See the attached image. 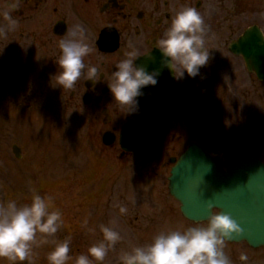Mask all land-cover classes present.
<instances>
[{
    "label": "flooded vegetation",
    "instance_id": "af4514ba",
    "mask_svg": "<svg viewBox=\"0 0 264 264\" xmlns=\"http://www.w3.org/2000/svg\"><path fill=\"white\" fill-rule=\"evenodd\" d=\"M217 2V16L212 17L217 22V27H214L207 15L210 10L206 6L208 0H23L21 7L12 12L19 21L18 26L0 38V51L10 52L12 56L20 51L25 60L16 67L14 77L20 65L27 68L28 76L35 68L39 75L32 87L56 90V95L68 109L82 118L89 117L93 125L98 126L97 134L114 137L113 145H118L119 149H122L119 136L131 123L136 130L131 135L143 137L151 131L140 152L147 149L148 143L176 151L169 157V163L191 144L199 143L193 140V135L203 141L199 145L211 153L224 169L246 155L258 157L264 163V49L263 56L250 58V65L243 53L230 50V42L238 39L247 28L257 25L264 33V25L252 21V24L243 26L242 21L257 14V4L248 5L242 0ZM8 3L9 0H0V10L7 9ZM245 3L249 8L243 5ZM184 7L204 10L201 11L207 28L206 47L211 52L209 63L195 78L187 74L183 78H175L180 87L179 103L166 121L145 117L144 105L140 101L136 112L125 114L127 109L118 105L107 86L116 62L130 47L135 48L140 57L154 50L166 24ZM0 23H7L2 15ZM77 23L84 25L86 42L94 49L84 62L87 66H96L103 76L98 77L100 82L92 84L86 74L82 75L73 89H67L55 86L54 74L58 71L55 61L61 51L59 41L65 38L68 28ZM240 29L241 33L232 37ZM9 61L6 59L7 63ZM199 101L216 105L222 117L223 128L216 138L224 136L218 143L224 150L223 157L210 152L206 144L216 138L204 139L192 125ZM243 148H249V151L233 156L234 151L236 153ZM178 151L181 153L175 156ZM133 153L136 152L122 150L121 156Z\"/></svg>",
    "mask_w": 264,
    "mask_h": 264
},
{
    "label": "rangeland",
    "instance_id": "374dc122",
    "mask_svg": "<svg viewBox=\"0 0 264 264\" xmlns=\"http://www.w3.org/2000/svg\"><path fill=\"white\" fill-rule=\"evenodd\" d=\"M242 1L257 4V14L242 21L243 26L252 21L264 25V0ZM208 2V18L217 27L212 17L216 18L219 3ZM243 5L249 8L247 3ZM6 59H10L9 63ZM24 60L20 51L16 56L0 51V202L14 199L18 205L29 203L33 187L41 195H52L54 206L63 212L64 225L54 238L48 239L63 241L71 237L73 256L87 252L102 237L99 226L112 222L123 239L103 264H120L123 252L151 242L161 231L206 224L207 221L196 223L185 218L179 201L170 195L169 157L176 151L148 143L145 151L121 156L122 149L118 145L105 146L103 136L97 134L98 126L89 117L82 118L68 109L56 90L32 87L39 75L35 68L27 80H16L15 69ZM223 137L206 143L218 157H223L224 150L218 144ZM192 138L203 144L198 136ZM14 144L22 150L20 157L13 152ZM246 151L249 148L232 154L237 157ZM119 205L127 206V213H120ZM85 218L88 228L82 227ZM43 235L37 233V240ZM52 247L51 243L33 245L36 264H48L47 253ZM241 251L248 253L249 264H264V247L226 241L225 252L235 264H242ZM0 264L11 262L0 258Z\"/></svg>",
    "mask_w": 264,
    "mask_h": 264
},
{
    "label": "clouds",
    "instance_id": "9594fccd",
    "mask_svg": "<svg viewBox=\"0 0 264 264\" xmlns=\"http://www.w3.org/2000/svg\"><path fill=\"white\" fill-rule=\"evenodd\" d=\"M23 4V0H9L7 9L0 10L7 23H0V37L14 31L19 21L12 15ZM207 28L204 16L194 7H184L171 17L162 36L157 39L156 48L161 53V66L170 69L174 77L183 78L185 74L195 78L201 68L209 63L211 52L206 47ZM60 54L56 59L58 71L54 74L56 85L73 89L82 75L97 84L103 73L96 66H87L84 58L93 52L86 42V29L77 23L68 28L65 38L59 41ZM139 52L130 47L124 57L115 64L112 78L107 86L118 105L132 114L139 108L138 97L144 95L143 89L158 83L159 69H148L137 63ZM85 69H87L85 73ZM177 69L179 72L177 73ZM54 86V85H53ZM29 203L18 205L14 199L0 202V258L11 264H36L33 245L51 243L54 245L47 253L48 264H103L109 252L123 239L121 233L112 225L101 224L102 237L93 243L85 253L71 254V237L63 241L48 237L64 225L63 212L54 206L52 195H41L33 187ZM215 205L209 202L208 208ZM120 213H127V206L119 205ZM88 228V219L82 222ZM89 231L95 232L94 228ZM244 232L240 223L228 212H211L204 225L188 226L181 229L161 231L151 242L133 247L119 256L120 264H235L225 252L226 241ZM37 233L44 234L40 241ZM239 260L249 264V255L241 251Z\"/></svg>",
    "mask_w": 264,
    "mask_h": 264
},
{
    "label": "water",
    "instance_id": "95a60500",
    "mask_svg": "<svg viewBox=\"0 0 264 264\" xmlns=\"http://www.w3.org/2000/svg\"><path fill=\"white\" fill-rule=\"evenodd\" d=\"M231 48L241 51L250 65V58L263 56L264 37L258 28H250ZM160 60L159 50L137 60L150 71L160 70L158 83L145 87V94L138 99L144 103L146 116L165 120L177 107L180 89L173 72L162 67ZM16 72L19 78L26 75L23 66ZM194 114V127L205 138H213L221 131L222 117L213 103L200 101ZM128 128H132L131 123L126 126ZM127 134L125 131L122 141L128 140L130 149L143 145L144 137ZM14 150L21 155L20 148L15 146ZM170 191L181 202L182 213L190 220H207L214 208H218L230 213L244 229L240 236L228 241H247L254 247L264 245V165L260 160L244 157L229 170H223L211 155L192 145L172 170ZM209 202L215 205L211 209L207 207Z\"/></svg>",
    "mask_w": 264,
    "mask_h": 264
}]
</instances>
